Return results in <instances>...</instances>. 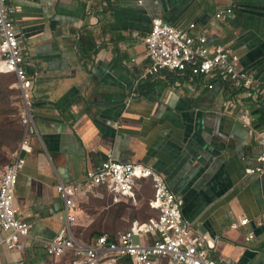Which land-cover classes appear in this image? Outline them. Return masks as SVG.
Segmentation results:
<instances>
[{"label":"crops","instance_id":"1","mask_svg":"<svg viewBox=\"0 0 264 264\" xmlns=\"http://www.w3.org/2000/svg\"><path fill=\"white\" fill-rule=\"evenodd\" d=\"M9 1L33 78L32 152L15 202L32 237L11 250L0 234V264H69L45 248L65 221L56 186L83 178L110 152L155 167L184 200L183 217L214 244L212 260L264 264V225L256 221L264 214V173L247 171L260 163L264 133V96L254 87H264V0H236L222 19L216 14L231 5L225 0ZM156 18L195 23L193 34L230 46L257 82L239 87L189 70L151 76L144 37ZM84 35H93L94 46L83 52ZM147 182H138L137 193ZM105 195L114 198L100 188L79 199L75 234L94 222L81 207ZM244 218L250 223L241 225Z\"/></svg>","mask_w":264,"mask_h":264},{"label":"built area","instance_id":"2","mask_svg":"<svg viewBox=\"0 0 264 264\" xmlns=\"http://www.w3.org/2000/svg\"><path fill=\"white\" fill-rule=\"evenodd\" d=\"M225 1L231 5L219 11L217 19L234 13L233 2L236 0ZM139 4H143V0H139ZM15 14L16 8L9 0H0V72L17 77L24 126L19 146L10 153V161L0 173V234H3L2 243L9 249L21 250L32 236L30 225L25 222L15 202L19 176L27 162V155L32 152L30 130L34 132L35 121L32 113L33 78L27 71V61L16 32ZM151 24L150 32L144 37L151 76L161 71L189 70L194 76L231 82L239 87L254 86L257 82L230 46H211L207 32L193 34L195 23L182 28L156 18ZM254 87L257 94L264 95V87ZM208 88L213 89L214 83H208ZM260 141V163L247 169L249 173H264V133ZM143 179L153 182L155 196L149 205L157 216L143 223L136 221L128 230L116 235H96L87 241L77 237L74 225L79 199L95 196L102 188L114 196L115 202L122 199L135 201L138 182ZM56 188L64 203L65 221L57 236L45 246L46 253L55 260L68 259L69 264H160L161 261L169 264H220L209 255L214 244L197 233L183 217L184 200L173 193L153 165L121 161L110 152L99 166L87 171L83 178L74 182L59 180ZM256 221L259 226L264 225V214ZM248 223L250 220L247 218L241 220V225ZM254 237V233H250L246 240Z\"/></svg>","mask_w":264,"mask_h":264},{"label":"rangeland","instance_id":"3","mask_svg":"<svg viewBox=\"0 0 264 264\" xmlns=\"http://www.w3.org/2000/svg\"><path fill=\"white\" fill-rule=\"evenodd\" d=\"M10 77L12 76L10 75ZM30 134H33L31 130ZM5 165L6 164L0 165V172L3 171ZM152 187L153 184L149 182L143 183L142 189L138 191L135 201L127 199L125 201L122 200L121 202H114L111 196L105 195L100 201L92 200L88 204L81 205V209L91 215L94 222L86 231H80L76 228V234L79 239L87 241L91 237H94L98 232L116 235L128 230L134 222L146 220L153 214L148 205V202L153 195ZM121 203L124 204L125 210L122 214H119L117 212L118 208L115 206L120 205ZM160 264L169 263L167 261H161Z\"/></svg>","mask_w":264,"mask_h":264},{"label":"trees","instance_id":"4","mask_svg":"<svg viewBox=\"0 0 264 264\" xmlns=\"http://www.w3.org/2000/svg\"><path fill=\"white\" fill-rule=\"evenodd\" d=\"M93 46V35H84L81 38V51L91 50ZM10 75L13 78L10 77ZM21 97V90L17 85L16 75L0 72V165L7 164L10 161V153L17 149L23 136L24 129L21 122L23 103ZM115 207L118 208L117 212L119 214H122L125 210V206L122 203ZM150 210L153 211L151 208ZM155 216H157V214L153 212L146 220L139 222H146ZM104 234L106 233L98 232L96 235L100 236ZM92 238L93 237L88 240ZM70 258H72V256H70Z\"/></svg>","mask_w":264,"mask_h":264}]
</instances>
